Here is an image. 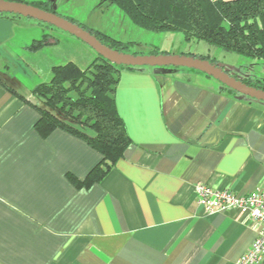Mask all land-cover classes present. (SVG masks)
<instances>
[{"label":"crops","instance_id":"0c3cea01","mask_svg":"<svg viewBox=\"0 0 264 264\" xmlns=\"http://www.w3.org/2000/svg\"><path fill=\"white\" fill-rule=\"evenodd\" d=\"M67 2L60 12L76 18ZM43 34L56 43L30 52ZM84 47L0 14V264H237L256 224L237 210L206 214L193 189L264 193V102L191 70L122 71L114 100L130 144L100 181L75 186L102 157L61 129L41 137L32 89L55 66L86 68L97 55Z\"/></svg>","mask_w":264,"mask_h":264},{"label":"trees","instance_id":"16d2710c","mask_svg":"<svg viewBox=\"0 0 264 264\" xmlns=\"http://www.w3.org/2000/svg\"><path fill=\"white\" fill-rule=\"evenodd\" d=\"M10 1L55 13L48 7L46 0ZM101 1L115 6L133 26L144 31L156 34L181 33L184 41H203L241 57L264 62V0ZM64 18L82 27L114 51L127 53L133 46L132 42L112 39L73 19ZM54 43L56 40L43 34L28 46V50L35 52ZM160 54L167 53L157 52L156 49L148 53ZM199 59L207 60L206 57ZM209 62L219 67L216 63ZM134 69L136 68L116 66L97 56L84 69L72 62L53 67L50 80L37 84L32 89V94L42 104L38 110L40 117L34 126L41 137L48 136L55 129H61L84 140L102 157L84 182L72 179L75 186H87L100 181L129 146L130 139L116 110L114 92L119 74ZM242 82L264 90L261 84L246 80Z\"/></svg>","mask_w":264,"mask_h":264},{"label":"rangeland","instance_id":"374dc122","mask_svg":"<svg viewBox=\"0 0 264 264\" xmlns=\"http://www.w3.org/2000/svg\"><path fill=\"white\" fill-rule=\"evenodd\" d=\"M25 2H32L35 0H22ZM67 2V0H53L52 9L55 14L63 16L60 12V4ZM69 5L65 6V9H69L68 14L73 15L78 19H83L85 27L89 28L84 22H89L94 26L92 30H99V32L106 34L112 39L121 42H132L136 50H139L145 54L151 53L153 49L157 52L169 53L170 55H186L193 56L197 59L200 57H206L208 61L216 63L224 71L232 77L239 80L243 77L251 78L252 83L261 84L264 82V62L247 59L234 54L229 51L208 45L203 41H184L181 33H150L133 26L127 18L112 4L103 2L101 0H69ZM68 3V2H67ZM81 6V7H80ZM83 7V10L81 9ZM59 9V10H58ZM66 17V16H63ZM78 22L76 18H70ZM79 23V22H78ZM43 24V23H42ZM81 24V23H80ZM47 28H52L60 34H67L52 26L43 24ZM99 27V29H98ZM89 28V29H91ZM97 29V30H96ZM86 50H90L92 54L95 52L83 43ZM132 46V47H133ZM146 46L149 50L142 49ZM130 47L127 53L137 54L134 48ZM142 47V48H141ZM141 49V50H140ZM136 52V53H135ZM139 55V54H138ZM85 66H83V69ZM160 69V68H159ZM161 70L168 72H187L188 69H169L161 68ZM192 71V70H191ZM195 72V71H192ZM213 80V79H212Z\"/></svg>","mask_w":264,"mask_h":264},{"label":"water","instance_id":"95a60500","mask_svg":"<svg viewBox=\"0 0 264 264\" xmlns=\"http://www.w3.org/2000/svg\"><path fill=\"white\" fill-rule=\"evenodd\" d=\"M0 14L17 15L23 18L52 26L64 33L78 39L102 59L116 66L131 68H181L204 74L218 82L225 88L247 98L264 102V90L251 87L230 76L221 68L211 64L207 60L197 59L186 55H133L120 53L100 43L93 35L75 23L58 16L55 13L47 12L26 3L10 0H0Z\"/></svg>","mask_w":264,"mask_h":264},{"label":"built area","instance_id":"2783aa9c","mask_svg":"<svg viewBox=\"0 0 264 264\" xmlns=\"http://www.w3.org/2000/svg\"><path fill=\"white\" fill-rule=\"evenodd\" d=\"M193 190L197 204L206 214L237 210L256 224V238L237 264H260L264 257V193L255 190L247 195H236L202 182L196 183Z\"/></svg>","mask_w":264,"mask_h":264}]
</instances>
